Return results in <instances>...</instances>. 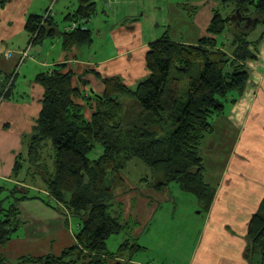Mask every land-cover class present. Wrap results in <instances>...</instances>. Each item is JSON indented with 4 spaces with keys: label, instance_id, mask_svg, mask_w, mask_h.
<instances>
[{
    "label": "trees",
    "instance_id": "obj_1",
    "mask_svg": "<svg viewBox=\"0 0 264 264\" xmlns=\"http://www.w3.org/2000/svg\"><path fill=\"white\" fill-rule=\"evenodd\" d=\"M7 1L0 0V8ZM213 1L216 7L222 2L228 14L214 6L204 35L192 43L176 41L165 30L149 43L148 74L133 87L118 75L103 76L95 69L77 74L66 62L35 76L44 89L42 105L26 151L16 158L14 173L16 177L26 162L27 176L33 183L40 181L41 187L34 191L16 184L0 199V246L23 224L18 206L28 198H40L77 219L78 229L75 243L61 255L22 256L19 264H108L107 258L122 256L127 257L125 262L112 264H132L142 248L136 237L126 235L115 252L106 245L110 235L130 224L121 222V203L116 198L135 188L123 174L131 162H143L154 172L156 182L141 177L134 184L137 187L161 191L177 183L198 199L202 211L209 210L215 188L203 179L201 144L230 95L244 92L250 77L246 63L257 60L264 39V0ZM189 7L191 14L201 8ZM95 10L94 0H78L69 24L87 21ZM258 26L260 34L250 37ZM25 29L33 43L54 35L52 18L43 20L42 14L28 16ZM61 34L65 51L91 41L87 27L63 29ZM219 36L226 39L218 40ZM87 74L101 81L102 92L86 89ZM185 79L188 84L183 90ZM5 85L6 81L0 83L3 98L10 89ZM113 207L121 211L111 214ZM246 238L245 259L252 262L259 254V264H264V197L249 219ZM0 264H8L1 255Z\"/></svg>",
    "mask_w": 264,
    "mask_h": 264
},
{
    "label": "crops",
    "instance_id": "obj_2",
    "mask_svg": "<svg viewBox=\"0 0 264 264\" xmlns=\"http://www.w3.org/2000/svg\"><path fill=\"white\" fill-rule=\"evenodd\" d=\"M94 1L95 9L101 8L96 11H101L103 17L96 13L98 17L91 19L90 16L85 21L91 41L73 46L70 51L63 49L61 33L72 21L78 0H56L51 15L54 35L44 37L38 43L32 42L31 46L30 35L25 29L27 18L31 14H43L51 0H8L0 8V83L6 81L5 88L10 87L7 98L0 94V187L5 188L3 197L16 184L30 187L34 191L41 187L40 181L34 184L27 176L26 162L16 177L14 173L16 158L26 151L28 138L34 130L42 105L44 89L35 80L38 73L66 62L77 74H82L88 68L95 69L103 76H120L130 87L148 74L145 62L148 45L163 33L148 30L144 25L152 18L153 21L157 19L152 13L164 9V0ZM208 2H213V6L200 8L195 14L193 37L185 35L182 39L177 37L174 40L192 43L202 37L212 16L211 9L216 4L213 0ZM165 6L169 13L174 1L168 0ZM163 21L166 24L165 30L171 33V20ZM181 34L183 37V28ZM98 40L103 43L102 51L96 46ZM22 51H27V56L20 61ZM246 64L250 77L244 92L239 96L230 95L225 102L229 103L225 106L230 105L228 111L214 118L213 130L202 141L203 179L215 188V195L209 210H201L204 212L205 224L188 264H248L244 257L247 226L264 197V52L259 51L257 60ZM84 78L89 81L86 89L90 93L103 90V84L94 75L87 74ZM164 190L143 189L140 196L130 198L132 201L126 207L129 221L136 222L140 218L139 213L150 211L149 216L140 221V226L144 228L139 235L140 227L135 228L136 238L140 239L141 233L148 228L156 209L153 207L154 199L159 202L163 201L162 198L174 201L173 197L168 196V191ZM123 200L122 194L116 198L118 204H122ZM11 201H5L4 205ZM18 207L23 224L6 244L0 246V255L7 262L18 261L22 256H56L53 254L54 244L61 251L75 243L76 231L70 232L68 227L74 218L57 211L40 198L24 199ZM227 224L232 230L225 228ZM68 240H72L70 246ZM134 256L132 264H160L143 262ZM126 258L109 257L107 260L108 264H112L116 260L125 262Z\"/></svg>",
    "mask_w": 264,
    "mask_h": 264
},
{
    "label": "rangeland",
    "instance_id": "obj_3",
    "mask_svg": "<svg viewBox=\"0 0 264 264\" xmlns=\"http://www.w3.org/2000/svg\"><path fill=\"white\" fill-rule=\"evenodd\" d=\"M168 0H164V9L160 11V9L156 10L153 15L157 17L155 21L150 20L144 27L148 30H155L160 31L161 33L165 30V23L163 20H171L172 23V31L170 33L171 38H184L185 35H188L189 37H193L191 35H194V29L192 24H194V17L197 12V9H195V13H190L189 6H192L194 4L200 5L201 9L207 8L209 5H212L213 2H208L211 0H172L174 1L173 9L168 13L166 11V3ZM98 1L97 3H99ZM177 5H176V3ZM219 7H216L220 11V13H223L226 15L228 14V10H223V3L219 2ZM213 6V5H212ZM214 7V8H215ZM98 10L101 8H97ZM96 9V10H97ZM92 15V18L95 17H103L101 11H96ZM212 10V9H211ZM194 9H192V12ZM53 12V11H52ZM97 15L95 16V14ZM202 14V12H201ZM200 14V15H201ZM201 20V18H198ZM98 23V18H96ZM199 20V21H200ZM153 22V23H152ZM187 24H190L189 27H187ZM95 28L96 25H95ZM181 28H183V37L181 34ZM186 29V30H185ZM97 31V29H96ZM262 31L261 26H258L256 30L251 34L250 37L258 36L260 32ZM96 33V32H93ZM204 35V34H203ZM226 38L228 36L224 35ZM219 36L218 40H222L225 37ZM225 38V39H226ZM103 40V38H100ZM230 40V39H228ZM97 48L99 51L104 50L103 43L98 40L96 43ZM110 50L112 48L110 47ZM259 51L264 52V39L259 44ZM259 54V52H258ZM188 79L183 80L182 82V89L185 90L187 88ZM102 92V91H101ZM229 103H225L227 105ZM230 106V105H229ZM229 106L224 107V111H228ZM223 111V112H224ZM216 139L219 142L218 134H216ZM26 143V141H24ZM203 145V144H201ZM123 174L125 175V179L127 183H129L130 187L135 188L128 193L123 194V199L125 201H122L121 209H117L116 207H113L111 214H114V210L121 211V222L122 223H130L127 225V228L119 233V234H113L110 235L107 239L106 245L107 250L110 252H115L119 245L124 241L125 237L129 236L134 238L135 236L139 235L141 230H143L144 227H141L140 221H144L150 214V211H142L139 213V220L135 221H129L128 215L126 214V207L130 204L132 201L130 198L134 196H140V193L143 191V189L154 191V189H151L145 185L142 186V188L137 187L136 181H138L139 178H147L148 181L152 182L155 181L154 172L152 168L144 164L143 162H140L139 164H133L132 162L128 164ZM156 182V181H155ZM168 191V196L173 197L174 201L172 200H164L165 198H162L163 201H157V199H154L153 201V207L155 209L154 214L147 225L148 228L141 233L140 239L137 238L138 243L142 246L141 250L137 252V254L134 256L135 258H140L143 262L144 261H151L154 263H160V264H188L190 258L194 255L196 244L198 242V236L200 233L201 228H204V212L201 211V206H199L198 199H196L195 196H193L191 193L185 192L180 189V186L177 183H171L166 188ZM157 191V190H156ZM165 191V190H164ZM5 193H0V199L3 197ZM152 197V195H149ZM154 197V196H153ZM159 197V196H158ZM146 199L151 200V198L146 197ZM159 199V198H158ZM157 206V207H156ZM135 212H139L136 210ZM78 221L77 219H73L70 221V224L68 225L69 231L74 232L78 229ZM140 227V231L137 235L134 236V230L136 227ZM226 229L232 230L229 224L225 226ZM127 235V236H126ZM70 238V237H69ZM72 239V238H71ZM59 242V239H56ZM69 241V246L72 244V240ZM57 244L53 245V254H56V256H59L62 254V252L65 250L58 251ZM2 256V255H1ZM260 256L259 254L254 255V259L252 262L250 260L248 261V264H259ZM8 264H17V261L14 260H8Z\"/></svg>",
    "mask_w": 264,
    "mask_h": 264
},
{
    "label": "built area",
    "instance_id": "obj_4",
    "mask_svg": "<svg viewBox=\"0 0 264 264\" xmlns=\"http://www.w3.org/2000/svg\"><path fill=\"white\" fill-rule=\"evenodd\" d=\"M56 0H51L50 5L47 7V9L43 12L42 17L43 20L47 19L48 17H51V15L53 14V5L55 3ZM85 20H81L80 22H72L71 24L67 25L65 28V30L67 31H71L74 30L75 28H86L85 26ZM32 45V41H30L29 46ZM8 55H10V53H8ZM27 56V51H22L21 52V56H20V61H22L24 59V57Z\"/></svg>",
    "mask_w": 264,
    "mask_h": 264
}]
</instances>
